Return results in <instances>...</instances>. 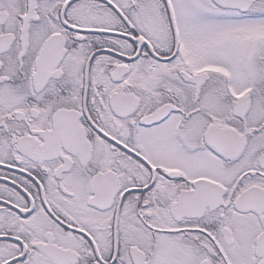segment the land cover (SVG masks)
<instances>
[{
	"label": "snow or ice",
	"instance_id": "snow-or-ice-1",
	"mask_svg": "<svg viewBox=\"0 0 264 264\" xmlns=\"http://www.w3.org/2000/svg\"><path fill=\"white\" fill-rule=\"evenodd\" d=\"M0 264H264V0H0Z\"/></svg>",
	"mask_w": 264,
	"mask_h": 264
}]
</instances>
